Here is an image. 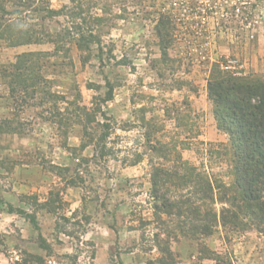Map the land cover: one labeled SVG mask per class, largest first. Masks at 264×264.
I'll return each mask as SVG.
<instances>
[{"label":"rangeland","instance_id":"374dc122","mask_svg":"<svg viewBox=\"0 0 264 264\" xmlns=\"http://www.w3.org/2000/svg\"><path fill=\"white\" fill-rule=\"evenodd\" d=\"M2 5L0 264H264V233L217 188L234 176L208 91L264 79V0ZM178 156L214 184L198 214L154 198Z\"/></svg>","mask_w":264,"mask_h":264},{"label":"trees","instance_id":"16d2710c","mask_svg":"<svg viewBox=\"0 0 264 264\" xmlns=\"http://www.w3.org/2000/svg\"><path fill=\"white\" fill-rule=\"evenodd\" d=\"M0 8L4 9V5ZM0 20V29L3 26L7 28L0 31V39L13 43L12 34H7L10 28L8 20ZM14 37V43L18 45L19 41L20 44L34 43L32 40L21 42L20 33ZM217 75L209 81V98L214 105L217 128L229 137L226 148L232 158L234 189L231 191L222 183L217 188L232 192V203L236 210L231 212L233 220L238 221L241 216L249 218L264 233V79L242 81L235 75H231V78ZM152 185L154 198L164 202L166 213L177 208L181 215L198 214L202 211V201L212 200L215 194L213 182L207 181L197 168L181 156H178L177 165L173 168L154 167ZM173 187L178 192L172 199L159 195L163 191L168 193ZM184 188L189 189L186 194L179 193ZM226 212L230 213L229 210ZM228 218L222 215L224 225Z\"/></svg>","mask_w":264,"mask_h":264},{"label":"built area","instance_id":"2783aa9c","mask_svg":"<svg viewBox=\"0 0 264 264\" xmlns=\"http://www.w3.org/2000/svg\"><path fill=\"white\" fill-rule=\"evenodd\" d=\"M222 68L229 71V72H233L235 74L237 73V71H236L237 67L235 65H233V61H230L227 65H223Z\"/></svg>","mask_w":264,"mask_h":264},{"label":"crops","instance_id":"0c3cea01","mask_svg":"<svg viewBox=\"0 0 264 264\" xmlns=\"http://www.w3.org/2000/svg\"><path fill=\"white\" fill-rule=\"evenodd\" d=\"M217 132L219 133V129L217 128ZM220 135V134H219Z\"/></svg>","mask_w":264,"mask_h":264}]
</instances>
